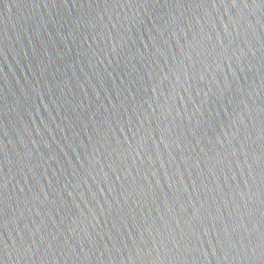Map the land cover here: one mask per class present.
I'll return each instance as SVG.
<instances>
[{"label": "water", "instance_id": "95a60500", "mask_svg": "<svg viewBox=\"0 0 264 264\" xmlns=\"http://www.w3.org/2000/svg\"><path fill=\"white\" fill-rule=\"evenodd\" d=\"M0 185V264H264V3L0 0Z\"/></svg>", "mask_w": 264, "mask_h": 264}, {"label": "snow or ice", "instance_id": "6c2138e0", "mask_svg": "<svg viewBox=\"0 0 264 264\" xmlns=\"http://www.w3.org/2000/svg\"><path fill=\"white\" fill-rule=\"evenodd\" d=\"M261 3H264V0H261ZM232 6H233V7L236 6L235 2H233ZM245 6H247V5H245ZM0 187H2V185H0ZM0 203H2V202H0ZM0 214H2V213H0ZM2 246H3V242L0 241V247H2Z\"/></svg>", "mask_w": 264, "mask_h": 264}]
</instances>
